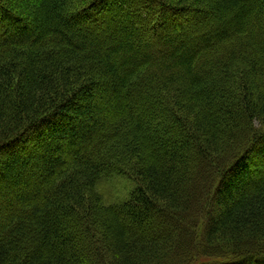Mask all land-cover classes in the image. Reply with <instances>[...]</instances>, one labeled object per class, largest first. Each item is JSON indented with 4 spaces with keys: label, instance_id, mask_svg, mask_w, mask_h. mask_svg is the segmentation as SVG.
<instances>
[{
    "label": "trees",
    "instance_id": "1",
    "mask_svg": "<svg viewBox=\"0 0 264 264\" xmlns=\"http://www.w3.org/2000/svg\"><path fill=\"white\" fill-rule=\"evenodd\" d=\"M0 264H264V0H0Z\"/></svg>",
    "mask_w": 264,
    "mask_h": 264
},
{
    "label": "rangeland",
    "instance_id": "2",
    "mask_svg": "<svg viewBox=\"0 0 264 264\" xmlns=\"http://www.w3.org/2000/svg\"><path fill=\"white\" fill-rule=\"evenodd\" d=\"M135 181L128 175H115L111 178L103 179L97 187V193L106 205H119L128 201L135 190Z\"/></svg>",
    "mask_w": 264,
    "mask_h": 264
}]
</instances>
